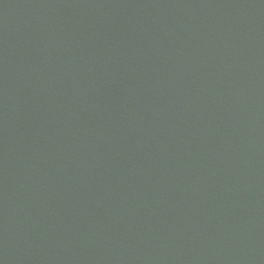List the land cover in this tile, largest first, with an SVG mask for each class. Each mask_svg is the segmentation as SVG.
I'll use <instances>...</instances> for the list:
<instances>
[{"label":"water","instance_id":"1","mask_svg":"<svg viewBox=\"0 0 264 264\" xmlns=\"http://www.w3.org/2000/svg\"><path fill=\"white\" fill-rule=\"evenodd\" d=\"M0 264H264V0H0Z\"/></svg>","mask_w":264,"mask_h":264}]
</instances>
